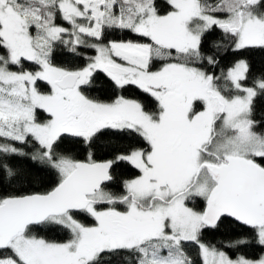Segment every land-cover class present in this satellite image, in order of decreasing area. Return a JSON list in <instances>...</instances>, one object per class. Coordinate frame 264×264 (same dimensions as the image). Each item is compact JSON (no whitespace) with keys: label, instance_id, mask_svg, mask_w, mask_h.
I'll return each mask as SVG.
<instances>
[{"label":"snow or ice","instance_id":"6c2138e0","mask_svg":"<svg viewBox=\"0 0 264 264\" xmlns=\"http://www.w3.org/2000/svg\"><path fill=\"white\" fill-rule=\"evenodd\" d=\"M253 49L264 0H0V184L13 158L54 176L0 189V264H264V73L221 64ZM102 137L135 142L99 160ZM229 220L246 231L204 239Z\"/></svg>","mask_w":264,"mask_h":264},{"label":"trees","instance_id":"16d2710c","mask_svg":"<svg viewBox=\"0 0 264 264\" xmlns=\"http://www.w3.org/2000/svg\"><path fill=\"white\" fill-rule=\"evenodd\" d=\"M217 33H212L208 36V40L211 41L215 39ZM111 39H120L129 38L127 35L121 37L120 33H113L110 35ZM238 58L246 59L250 66L251 71L249 73V77L259 75L264 73V51L259 49L248 50L243 53L242 57L235 55L233 53H228L224 55L221 59L222 66L231 65L232 62ZM56 63L64 64V65H72L78 66L82 63V61L78 58H74L71 55L58 54L56 56ZM106 95L105 91V80L101 75L97 80L96 90L92 92V95ZM256 111L258 116H264V99H257L255 101ZM135 141L128 137H102L101 141L98 142L94 146V151L96 154V158L99 160H107L111 159L115 154L114 150L121 149L123 146L134 143ZM102 144H110L111 147L105 149L102 147ZM62 149L67 151L68 153L83 159L86 156V150L83 145L71 141L66 140ZM31 151V150H29ZM11 163L14 167L19 169V175L16 181L13 182L10 187L8 183L0 184V189L3 190H11V188H22L25 191H41L45 187L50 186L51 182L54 180V176L50 175L47 171H44L40 166L33 164L30 160L25 158H13ZM114 172L119 177H129L134 174V170L130 168V166L126 164H120L114 167ZM246 229H244L238 223H234L232 221H225L218 230L215 231H207L204 235V239L206 241H216V240H228L235 238L242 233H244ZM41 235H46L49 239H62L63 237L52 233H41ZM190 251L195 255V249H190ZM244 254L249 257H256L261 249L258 246L246 247L240 250Z\"/></svg>","mask_w":264,"mask_h":264}]
</instances>
